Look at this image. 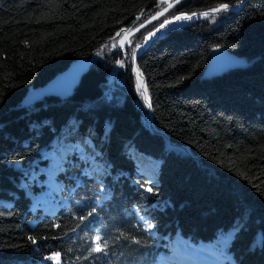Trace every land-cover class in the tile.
Wrapping results in <instances>:
<instances>
[{"label": "trees", "instance_id": "trees-1", "mask_svg": "<svg viewBox=\"0 0 264 264\" xmlns=\"http://www.w3.org/2000/svg\"><path fill=\"white\" fill-rule=\"evenodd\" d=\"M240 1L0 0V264H264V0L145 41ZM215 46L249 64L204 78ZM77 59L76 82L23 105ZM115 70L124 82L105 97ZM97 234L108 247L89 255Z\"/></svg>", "mask_w": 264, "mask_h": 264}, {"label": "water", "instance_id": "water-1", "mask_svg": "<svg viewBox=\"0 0 264 264\" xmlns=\"http://www.w3.org/2000/svg\"><path fill=\"white\" fill-rule=\"evenodd\" d=\"M245 1L246 0H242L233 6H229L227 11L232 10V9H236L237 7L244 4ZM211 11L212 10H209L207 12L211 13ZM201 13H203V12H201ZM193 14H195L193 16V19H191L189 21H193V20H196V19L201 17L200 13H192V14H186V15H193ZM179 15H181V14H179ZM173 18H170L169 20H172ZM185 23L186 22H184L183 24H185ZM180 25H182V24H180ZM177 26H179V25H176L175 22L172 23L166 29L159 31V32H156V34L154 36L150 37L146 42H148V44H152L153 42H155L159 38V36L162 33L166 32L168 30H171ZM157 28H155L152 32H155V30ZM143 46H146V45L144 44ZM137 57H138V55L134 59L135 71L143 77V84L145 85L144 76H143L141 70L136 65ZM248 64L249 63L247 62L245 57L239 56V55L229 51L228 49H226L223 46H215L210 50L208 62H207L206 67L204 69L203 77L204 78H212L214 76H217L219 74H222V73L227 72V71L232 70V69L246 67ZM83 69H84V60H82V59L74 60L67 69H65L62 73H58L57 75H55L52 79H50L48 81V83L41 85V86L34 87V88L30 89L29 91H27V93L25 94V96L23 98V105H25L27 103H31V102L41 101L43 98L51 95L54 92L64 91V89L67 86H69V85H71L77 81V79H78L80 73L83 71ZM136 157H138V156H136Z\"/></svg>", "mask_w": 264, "mask_h": 264}, {"label": "snow or ice", "instance_id": "snow-or-ice-1", "mask_svg": "<svg viewBox=\"0 0 264 264\" xmlns=\"http://www.w3.org/2000/svg\"><path fill=\"white\" fill-rule=\"evenodd\" d=\"M165 2H167V0H165ZM176 3H180V0H176ZM173 5L172 4H168V8H171ZM168 8H165L164 11H167ZM229 8V5L227 4H222L220 5L219 8H214L212 9L211 13L210 12H203L200 13V15L204 18H208L210 15H212V18L214 19L215 13H218L220 11H227ZM164 14V12H161L158 14V16H153V19H158L159 16H162ZM193 15H186V14H181V15H177L175 16L172 20L166 19L163 23H161L159 25V27L155 30V32H149L148 36L145 37V41H147L150 37L154 36L156 34V32H159L161 29L165 28L166 25L168 24H172L174 21H181V20H191L193 19ZM144 25L141 24L140 28H143ZM122 32H124L125 30L122 29ZM128 32L129 35L132 34V30L128 29L126 30ZM136 31H139V28L136 29ZM120 33H117V36H119ZM120 47H123V43L120 45ZM140 45L137 44L135 48H132L131 50V58L134 60L137 52L136 49L139 48ZM99 55V53H97ZM120 67H124V63L122 61L118 62ZM183 79V77L181 78ZM137 91L140 93V96L142 97V99L144 100L145 104L147 105L148 108H152L153 105L151 103V98L148 96L147 94V87L143 84L142 81L139 80V76H138V80H137ZM140 187L144 188L146 192L148 193H153L154 189L156 188V186L154 184H152L150 181L149 182H142L140 184ZM101 195L104 198H107L108 193L104 192L103 190L101 191ZM99 203V201H97V204ZM96 214V207L93 206L87 213L86 215H82L79 217V219L81 221L87 219L88 217H92ZM141 220L144 221V227L147 231L151 232V230L154 228V225L150 222H148V220L145 217H140ZM58 227V226H57ZM121 236H124L123 233L120 234ZM95 240V245L91 248V252L89 253V255H91L92 253H104L105 249L108 247V241L104 238H102L99 234H97L94 238ZM224 243L227 245L228 244V238L225 237L223 238ZM33 242L35 243V240H33ZM134 243H140V241H134ZM59 258V254H56L55 257H47V259H58Z\"/></svg>", "mask_w": 264, "mask_h": 264}, {"label": "rangeland", "instance_id": "rangeland-1", "mask_svg": "<svg viewBox=\"0 0 264 264\" xmlns=\"http://www.w3.org/2000/svg\"><path fill=\"white\" fill-rule=\"evenodd\" d=\"M163 1H165V0H163ZM168 1V0H167ZM172 4V3H171ZM129 36V34H128V32H125L122 36H121V38L119 39V45H121V43H120V41L122 40V39H125V41L127 42H125V44H123V46L124 45H127L128 44V37ZM124 48H125V46H124ZM125 56V55H124ZM108 78H109V76H108ZM107 81H108V79H107ZM106 85H107V83H106ZM133 156H135L134 157V159H136V163H138L139 162V164H137L138 165V167H139V169H141L143 172H145V174L149 177V179H151V180H153V179H155L156 178V176H157V168H158V164L156 163V161H154V160H152V159H150V158H146V157H143V156H138V155H136L135 154V152L133 151ZM136 156H138V157H136ZM140 157V158H139ZM148 160H151L149 163L147 162ZM148 163L147 165H148V167H149V170H146L144 167H142V164L143 163ZM141 165V166H140Z\"/></svg>", "mask_w": 264, "mask_h": 264}, {"label": "built area", "instance_id": "built-area-1", "mask_svg": "<svg viewBox=\"0 0 264 264\" xmlns=\"http://www.w3.org/2000/svg\"><path fill=\"white\" fill-rule=\"evenodd\" d=\"M119 48L122 51L123 55H125L124 46L120 47L119 45ZM123 82H124V77L118 71L115 70L111 72L107 81L106 88L103 91V96L110 97L111 90L116 87L117 83L122 84Z\"/></svg>", "mask_w": 264, "mask_h": 264}, {"label": "bare ground", "instance_id": "bare-ground-1", "mask_svg": "<svg viewBox=\"0 0 264 264\" xmlns=\"http://www.w3.org/2000/svg\"><path fill=\"white\" fill-rule=\"evenodd\" d=\"M187 21H189V20H181V21H174V22H175L176 25H180V24H183L184 22H187ZM174 22H173V23H174ZM170 25H171V24L166 25L165 28L161 29L160 31L166 29V28L169 27ZM128 37H129V36H128ZM128 37H127V38H128ZM125 42H126L125 39H122V40L120 41L121 44H122V43L125 44ZM126 43H127V42H126ZM124 46L126 47V45H124ZM119 49H120V48H119ZM117 84H118V83H117ZM22 102H23V101H22ZM27 104H29V103H27ZM150 161H151V160H148L147 162L149 163ZM147 162H146V163L144 162V163L142 164V167H144L146 170H149V167H148V165H147V164H148ZM151 162H152V161H151ZM137 164H139V162H138ZM140 166H141V165H140ZM144 173H145V172H144Z\"/></svg>", "mask_w": 264, "mask_h": 264}]
</instances>
